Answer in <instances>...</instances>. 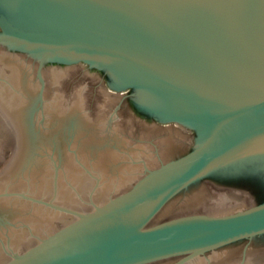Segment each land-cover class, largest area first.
I'll use <instances>...</instances> for the list:
<instances>
[{"label": "water", "instance_id": "1", "mask_svg": "<svg viewBox=\"0 0 264 264\" xmlns=\"http://www.w3.org/2000/svg\"><path fill=\"white\" fill-rule=\"evenodd\" d=\"M0 45L12 69L0 65V264H146L171 256L187 264L264 234V200L242 207L247 189L237 185L205 194L237 205L173 210L162 220L167 207L157 217L220 169L249 180L258 165L264 170V0H0ZM76 63L106 71L114 90H131L139 111L197 131L195 147L124 192L117 193L124 172L91 164L56 182L47 155L67 158L60 139L87 126L78 116L82 93L106 90L89 81L84 92L85 77L58 85ZM53 93L80 97L53 104ZM135 148L125 151L133 173L144 159L153 164ZM134 155L141 161L131 162Z\"/></svg>", "mask_w": 264, "mask_h": 264}, {"label": "flooded vegetation", "instance_id": "2", "mask_svg": "<svg viewBox=\"0 0 264 264\" xmlns=\"http://www.w3.org/2000/svg\"><path fill=\"white\" fill-rule=\"evenodd\" d=\"M0 51V65L3 66L4 71L10 72L12 70L9 67L11 63H9V59H6L8 62L4 63L3 54L5 50L2 45H0ZM28 61L31 62V60ZM65 70L64 77L58 82V85L65 78H68L69 80H67L71 81V83H75L81 77H85L88 81L87 85L85 83L83 86L84 92L86 88H89V81H97L98 84L104 83L106 90L104 93L103 91L82 93L83 99L81 98V102L83 105L78 107V110L82 109V111L78 112V116L81 115L80 119L86 120L85 122L83 121V124L87 126L86 129H80L79 132L69 131L66 136L63 135L62 139H60L63 144H67L66 147L69 146L67 150L65 148L67 158L65 159L63 156L61 159L55 153L47 155V157L49 156L47 165L48 168L49 166L52 167V175L56 182H58L60 177H79V174L84 171L83 166L85 168L86 164H91L99 172L103 173L124 172L123 175H118L120 177L118 186L122 185L118 188L117 193L124 192L144 176L148 169L159 167L161 164L173 160L195 147L198 137L197 131L176 122H161L154 115L148 112L145 113L142 110L139 111L137 101L135 96L131 94V90L121 91L109 87L110 76L106 71L91 69L85 63L70 65ZM73 70L74 74L77 72L76 76L69 75ZM2 75L5 74L2 73ZM5 79H7V82L11 81L9 78ZM53 94L54 96L50 98L53 104L57 103V101H54L56 98H60L63 104L64 102H74L80 97L79 93ZM50 115H53V113L46 110L45 119L47 122L49 121L47 125H51ZM15 124V121H11L9 125L14 134L12 138L14 146L18 140L14 131ZM133 144L136 145V148L139 146L143 148L145 153L140 154L142 157H151L153 159V164L147 163V160L144 159V169L135 170L134 173L132 170L127 171V155L125 153L128 150L127 145ZM136 148L135 151L137 152ZM13 151L14 148L11 150V154ZM134 157L136 155L133 156V161L131 162L141 161V159L136 160ZM8 160L4 162L1 166L2 168ZM79 164L80 166H78ZM131 165L128 164L129 167H132ZM256 169L253 175L254 178L250 179L251 181L249 178H244L245 176H242V172L240 173L239 170L233 172L230 168L228 170L220 169L217 171L220 172L219 174L215 172L204 177L193 184L188 192L186 191L177 196L167 204L157 217H160L167 207H170V210L165 215H161L165 216L162 220L170 218L173 210L184 212L181 214L214 213L215 211H210L212 208L221 209L228 205H237V202L233 199L213 201L207 200L205 196L207 193H215L216 189H224L230 187V185H237L240 188L247 189L245 197L248 199V204L242 207L258 204L264 200V170L260 165ZM49 172L51 173V170ZM98 185L99 181L94 186L98 187ZM104 190L105 192L114 191V189ZM181 257L171 256L146 264H174ZM234 257L239 258L238 264H264V234L255 236L252 239H244L228 246L225 250L220 249L208 252L187 264H191L198 259H200L197 261L199 264H222L231 261Z\"/></svg>", "mask_w": 264, "mask_h": 264}]
</instances>
